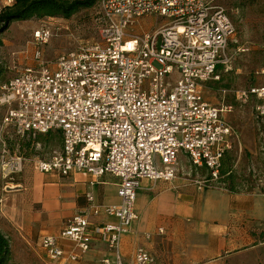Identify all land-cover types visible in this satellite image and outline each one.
Instances as JSON below:
<instances>
[{
	"label": "built area",
	"instance_id": "built-area-1",
	"mask_svg": "<svg viewBox=\"0 0 264 264\" xmlns=\"http://www.w3.org/2000/svg\"><path fill=\"white\" fill-rule=\"evenodd\" d=\"M12 2L0 3V12ZM217 2L99 0L98 41L77 42L52 64L42 59V48L59 29L41 26L32 33L35 66L0 87L5 109L0 180H11L29 166V158L9 154L7 139L13 135L26 144L49 132H59L61 147L47 159L31 160L33 170L62 177L84 172L92 178L90 186L104 175L118 180V204H96L86 193L85 206L67 219L61 233L41 238L50 259L75 261L74 250L87 252L96 238L110 254L102 264H122L121 237L137 220L141 181H173L182 170L179 157L207 172L199 188L220 182L222 161L235 138L222 119L231 107L206 102L203 88L231 65L234 28ZM149 17L163 23L152 32H138L140 20ZM261 76L260 86L236 94L242 104L257 100L259 120L264 119V68ZM60 241L74 250L64 253ZM153 262L137 248L131 264Z\"/></svg>",
	"mask_w": 264,
	"mask_h": 264
},
{
	"label": "crops",
	"instance_id": "crops-1",
	"mask_svg": "<svg viewBox=\"0 0 264 264\" xmlns=\"http://www.w3.org/2000/svg\"><path fill=\"white\" fill-rule=\"evenodd\" d=\"M91 181L84 172L62 177L29 166L2 181L0 233L9 241L11 257L32 264H102L109 259L96 238L85 253L59 242L64 253L74 250L75 261L52 260L40 246L41 238L60 234L67 219L85 206L86 193L96 204L119 203L117 179L104 175L90 186ZM135 212L137 220L121 237L122 264H131L137 248L153 257L152 264H264V194L199 188L178 176L171 182L143 179Z\"/></svg>",
	"mask_w": 264,
	"mask_h": 264
},
{
	"label": "rangeland",
	"instance_id": "rangeland-1",
	"mask_svg": "<svg viewBox=\"0 0 264 264\" xmlns=\"http://www.w3.org/2000/svg\"><path fill=\"white\" fill-rule=\"evenodd\" d=\"M230 19L233 28V39L230 44L231 65L219 71L218 81L206 84L203 88V99L215 107L228 106L231 112L224 114L225 120L235 133L233 148L225 157L231 170L229 176H223L220 182L214 183L215 190L233 188L234 192L264 194V119H256L255 108L258 102L254 98L244 104L239 102L236 94L262 84L261 70L264 68V0H218ZM98 7L81 10L69 20L43 19L25 22H13L1 36L0 48V87L25 68H33L32 33L41 26L59 29L58 36L52 38L42 48V59L52 64L57 57L72 51L77 42L90 43L98 41ZM163 20L156 17L140 20L138 32H152ZM5 109L0 108V125ZM9 154H20L33 159H47L61 147L60 136L53 132L50 136L40 135L37 143L27 147L18 142L13 135L7 139ZM20 143V144H19ZM1 149V147H0ZM183 178L191 185L203 183L208 178L205 170H194L186 160L179 157ZM2 180H0L1 188ZM25 259L11 257L7 264L24 263ZM28 261V260H27ZM30 262V261H29Z\"/></svg>",
	"mask_w": 264,
	"mask_h": 264
},
{
	"label": "trees",
	"instance_id": "trees-1",
	"mask_svg": "<svg viewBox=\"0 0 264 264\" xmlns=\"http://www.w3.org/2000/svg\"><path fill=\"white\" fill-rule=\"evenodd\" d=\"M99 0H14L11 5L3 6L0 12V38L13 22H25L30 20L63 19L69 20L81 10L90 9ZM2 41L0 39V48ZM1 72V71H0ZM49 132L43 136H50ZM59 136V132H56ZM40 136L28 141V147L37 143ZM61 139V137H60ZM226 157V156H225ZM231 170L228 168L225 158L222 161L219 173L220 181L223 176H229ZM229 191L234 192L231 188ZM10 259L9 241L0 233V264H7Z\"/></svg>",
	"mask_w": 264,
	"mask_h": 264
}]
</instances>
